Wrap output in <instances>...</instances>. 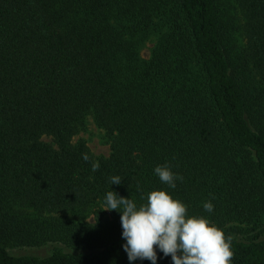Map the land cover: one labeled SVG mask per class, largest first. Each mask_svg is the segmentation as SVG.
<instances>
[{
	"label": "trees",
	"instance_id": "trees-1",
	"mask_svg": "<svg viewBox=\"0 0 264 264\" xmlns=\"http://www.w3.org/2000/svg\"><path fill=\"white\" fill-rule=\"evenodd\" d=\"M159 189L264 264V0H0V264H129L104 197Z\"/></svg>",
	"mask_w": 264,
	"mask_h": 264
},
{
	"label": "clouds",
	"instance_id": "clouds-1",
	"mask_svg": "<svg viewBox=\"0 0 264 264\" xmlns=\"http://www.w3.org/2000/svg\"><path fill=\"white\" fill-rule=\"evenodd\" d=\"M85 161L88 156H83ZM99 162L92 164V171L99 169ZM154 174L168 188L175 189L176 181L183 177L167 165H158ZM119 176H112L110 183L119 185ZM203 208L211 213L214 205L205 202ZM103 210L120 213L123 249L129 264L148 260L157 264L158 253L171 257L172 264H232L231 239L205 216H189L188 206L167 189L153 190L147 194L146 203L137 204L130 197L120 196L110 190L103 201Z\"/></svg>",
	"mask_w": 264,
	"mask_h": 264
},
{
	"label": "rangeland",
	"instance_id": "rangeland-1",
	"mask_svg": "<svg viewBox=\"0 0 264 264\" xmlns=\"http://www.w3.org/2000/svg\"><path fill=\"white\" fill-rule=\"evenodd\" d=\"M150 42H147L143 48L141 54L143 57L148 56ZM78 139H83L92 153L96 156H107L109 153V146L106 139L103 136L102 130H100L91 119H88L86 127L73 137V141ZM81 223L91 224L93 223V218L91 216L77 219ZM6 249L12 254H40L45 255L50 252V245H44L41 247H31V246H7Z\"/></svg>",
	"mask_w": 264,
	"mask_h": 264
}]
</instances>
